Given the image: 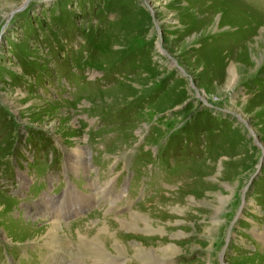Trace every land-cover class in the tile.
Returning a JSON list of instances; mask_svg holds the SVG:
<instances>
[{
  "label": "rangeland",
  "instance_id": "374dc122",
  "mask_svg": "<svg viewBox=\"0 0 264 264\" xmlns=\"http://www.w3.org/2000/svg\"><path fill=\"white\" fill-rule=\"evenodd\" d=\"M0 264H264V2L0 0Z\"/></svg>",
  "mask_w": 264,
  "mask_h": 264
},
{
  "label": "bare ground",
  "instance_id": "6f19581e",
  "mask_svg": "<svg viewBox=\"0 0 264 264\" xmlns=\"http://www.w3.org/2000/svg\"><path fill=\"white\" fill-rule=\"evenodd\" d=\"M234 70H235V68H234ZM234 70H233V72H232V76H235L236 77V75H235V72H234ZM234 85H236V84H234ZM221 90V89H220ZM77 151L78 150H80V149H76ZM83 152V151H82ZM80 153H78V155H76V158L77 159H79V157H80V155H79ZM81 160V159H80ZM81 167V166H80ZM77 169V168H76ZM82 170H84V168L82 169ZM81 170H78L76 173L78 174L79 172H80ZM100 188H103V186H100ZM222 202H223V200H222ZM43 203L44 204H46V202H45V200L43 201ZM56 217V216H55ZM136 217V216H135ZM135 217L133 218V220L135 219ZM101 220V219H100ZM105 220V219H104ZM106 221V220H105ZM100 222V221H99ZM59 226H61V224H60V222L58 221V222H54V224H53V233H52V235H55V233L57 234V232H58V230H59ZM98 226V225H97ZM100 228V227H99ZM111 229V228H110ZM49 231H50V229H48ZM104 230H107V229H105V227H104ZM102 231V230H101ZM107 232V231H106ZM46 233V232H45ZM112 234H113V232H112ZM48 235V234H47ZM106 235V234H105ZM111 235V234H110ZM117 235V234H116ZM58 236H59V234H58ZM60 236H61V234H60ZM63 236V235H62ZM108 236H109V234L107 235V236H104L102 239L104 240V241H106V243L107 244H109V247H110V250H112V251H116L117 252V254H118V256L116 257V258H123V256H125V254H126V249H125V247H123L122 245H120L118 242H115V244H114V247H113V245H112V243H114L113 241H109L107 238H108ZM46 237V236H45ZM54 237H56V236H54ZM54 237H50V238H52L51 239V241L49 242L50 244L52 243V241H53V239H54V241H53V243L51 244V246H56V245H59V244H62L63 242H61L62 240H60L59 238H54ZM99 238V237H98ZM112 238V237H111ZM43 241V240H42ZM94 241V240H93ZM41 242V241H40ZM60 242V243H59ZM97 242H100V240L99 241H97ZM102 242V241H101ZM136 243H139L138 241L136 242ZM135 243V244H136ZM68 244V243H67ZM149 246H151V245H149ZM149 246H147V244L146 243H142V242H140L139 243V245H138V249L137 250H134L133 252L136 254V255H140V256H143V255H145V256H149V254H148V252L149 251H151V250H154V249H152L153 247H150L149 249H147L146 247H149ZM128 248V247H127ZM101 249V248H100ZM149 250V251H148ZM163 252H165V251H163ZM168 253V252H167ZM96 254V253H95ZM107 256H108V254H107ZM175 256V255H174ZM105 258H106V256H105ZM154 258V257H153ZM172 258V257H171ZM167 259V258H166ZM150 262V261H149ZM99 263H101V262H99Z\"/></svg>",
  "mask_w": 264,
  "mask_h": 264
},
{
  "label": "water",
  "instance_id": "95a60500",
  "mask_svg": "<svg viewBox=\"0 0 264 264\" xmlns=\"http://www.w3.org/2000/svg\"><path fill=\"white\" fill-rule=\"evenodd\" d=\"M256 177H257V174H256V175H254V177L252 178V182H253V180H254V179H256Z\"/></svg>",
  "mask_w": 264,
  "mask_h": 264
}]
</instances>
